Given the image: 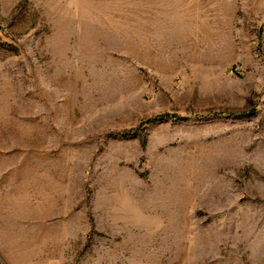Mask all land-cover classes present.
<instances>
[{"label": "rangeland", "instance_id": "374dc122", "mask_svg": "<svg viewBox=\"0 0 264 264\" xmlns=\"http://www.w3.org/2000/svg\"><path fill=\"white\" fill-rule=\"evenodd\" d=\"M0 264H264V0H0Z\"/></svg>", "mask_w": 264, "mask_h": 264}]
</instances>
